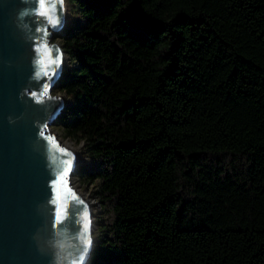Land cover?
Wrapping results in <instances>:
<instances>
[{
	"label": "trees",
	"instance_id": "16d2710c",
	"mask_svg": "<svg viewBox=\"0 0 264 264\" xmlns=\"http://www.w3.org/2000/svg\"><path fill=\"white\" fill-rule=\"evenodd\" d=\"M57 126L104 212L88 264H264V0H66Z\"/></svg>",
	"mask_w": 264,
	"mask_h": 264
},
{
	"label": "water",
	"instance_id": "95a60500",
	"mask_svg": "<svg viewBox=\"0 0 264 264\" xmlns=\"http://www.w3.org/2000/svg\"><path fill=\"white\" fill-rule=\"evenodd\" d=\"M43 2L0 0V264H88L95 224L72 186L79 157L50 133L69 103L53 95L67 3Z\"/></svg>",
	"mask_w": 264,
	"mask_h": 264
},
{
	"label": "rangeland",
	"instance_id": "374dc122",
	"mask_svg": "<svg viewBox=\"0 0 264 264\" xmlns=\"http://www.w3.org/2000/svg\"><path fill=\"white\" fill-rule=\"evenodd\" d=\"M66 23L63 27V29L65 27H67L68 25L71 24V22L73 21V16L70 10V7L66 4ZM63 29L59 32H56L52 42H56V43H60V36L63 33ZM70 60L69 57L65 54L64 55V65L65 67L67 65H69ZM53 95H57V96H64L66 98V96L63 93H60L58 90H54L53 91ZM50 133H53L56 135L57 139L59 141H61L63 144H71L72 145V150H74L76 152V154L79 157V167L83 166L84 164H86L89 159L85 156L84 154V143L83 142H77L74 141L72 139L67 138L63 132L61 131V129L56 125H53L50 129ZM78 167V168H79ZM72 186L74 189H76V191L81 194V196L88 200L90 203H92V212H93V217H94V224L96 219L99 216H102L104 214V212L101 211V207H100V203L96 200V195L94 193L95 191V186L93 184H86L84 181H82L78 176H77V172L76 174L72 177ZM95 230H96V224H95Z\"/></svg>",
	"mask_w": 264,
	"mask_h": 264
},
{
	"label": "snow or ice",
	"instance_id": "6c2138e0",
	"mask_svg": "<svg viewBox=\"0 0 264 264\" xmlns=\"http://www.w3.org/2000/svg\"><path fill=\"white\" fill-rule=\"evenodd\" d=\"M40 7H41V9H45V4H44L43 0H41ZM40 15H47V12H46V11H41V12H40ZM51 22L55 23V21H51ZM50 62H51V61H50ZM56 62L58 63V61H56ZM41 63H43V61H41ZM46 92H47V89H45V93H46ZM61 151H63V150H61ZM85 243L87 244L88 241H85Z\"/></svg>",
	"mask_w": 264,
	"mask_h": 264
},
{
	"label": "bare ground",
	"instance_id": "6f19581e",
	"mask_svg": "<svg viewBox=\"0 0 264 264\" xmlns=\"http://www.w3.org/2000/svg\"><path fill=\"white\" fill-rule=\"evenodd\" d=\"M66 11H67V8L65 7V9H64V15L66 16ZM65 147H67V148H69V149H71L72 148V145L71 144H63ZM72 150V149H71ZM88 201V200H87ZM88 203L92 206V203H90L89 201H88Z\"/></svg>",
	"mask_w": 264,
	"mask_h": 264
},
{
	"label": "clouds",
	"instance_id": "9594fccd",
	"mask_svg": "<svg viewBox=\"0 0 264 264\" xmlns=\"http://www.w3.org/2000/svg\"><path fill=\"white\" fill-rule=\"evenodd\" d=\"M23 14V13H22Z\"/></svg>",
	"mask_w": 264,
	"mask_h": 264
}]
</instances>
